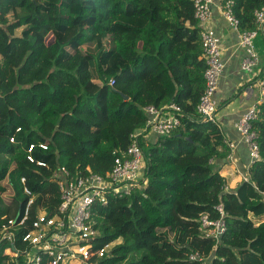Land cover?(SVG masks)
I'll return each instance as SVG.
<instances>
[{"label":"trees","instance_id":"obj_1","mask_svg":"<svg viewBox=\"0 0 264 264\" xmlns=\"http://www.w3.org/2000/svg\"><path fill=\"white\" fill-rule=\"evenodd\" d=\"M145 1L0 0V228L22 219L27 208L20 235L42 209L53 215L60 203L53 169L105 174L115 150L126 149L131 134L145 126L144 108L174 101L184 114L181 127L155 141L139 138L141 186L97 208L95 247L121 240L97 264H264V102L253 122L260 159L249 180L229 190L228 177L212 161L229 153L225 137L197 111L206 63L194 4L154 0L153 17L146 19ZM234 1L240 28L256 29L254 12L264 0ZM255 45L257 83L264 78V29ZM76 75L84 77L81 85L72 83ZM68 115L82 121L65 124ZM40 142L48 149L35 155L48 167L27 160L26 148ZM219 204L226 231L218 241L206 236L200 216L218 219ZM192 253L202 259L191 260ZM25 263L0 241V264Z\"/></svg>","mask_w":264,"mask_h":264},{"label":"built area","instance_id":"obj_2","mask_svg":"<svg viewBox=\"0 0 264 264\" xmlns=\"http://www.w3.org/2000/svg\"><path fill=\"white\" fill-rule=\"evenodd\" d=\"M195 8V17L201 30V42L203 58L206 63L204 72L205 88L197 111L207 122L219 124L218 104L216 93L219 81L224 71L222 61L221 38L213 27V6L215 0H191ZM234 0H223L220 8L230 25L239 35L240 44L247 51V56L242 61L245 71L256 72L260 66V55L255 45V39L260 29H264V6L255 10L257 28L242 30L240 20L234 11ZM1 16V5H0ZM116 79L110 80V85H115ZM260 87V99L253 104L239 119L236 126L243 136L251 157L252 164L260 159L258 134L253 127V122L258 118L264 102V78L258 81ZM147 114L145 126L131 134L132 140L126 149L115 150L113 167L105 174L94 172L87 167V172L80 176H73L70 170L63 165L53 169L52 177L57 182L60 191V203L57 211L49 215L42 209L33 220L28 232L19 234L18 229L24 224L26 214L20 220L17 217L9 219L0 228V241L6 240L11 244L13 258L23 254L25 264H97V260L112 255V245L115 242L106 243L101 247H95V238L100 235L94 215L99 206H106L112 197L129 195L141 186L145 179V155L139 138L148 137L152 132L158 137L171 135L182 125L183 111L180 105L171 101L164 106L148 105L144 108ZM14 137L11 138L13 142ZM224 143L228 145L227 158L233 160L237 144L229 139ZM47 150L46 142L30 143L26 148L27 160L42 167H48V163L36 157L35 151ZM23 182L25 178L22 179ZM249 178H245L248 181ZM25 191L31 193L28 188ZM33 202L31 198L28 206ZM220 212L218 219H212L208 213L200 216L201 228L208 237H220L226 231L225 211L223 204L216 207ZM25 243V248L20 249L18 242ZM191 260H201L199 253L190 254Z\"/></svg>","mask_w":264,"mask_h":264},{"label":"crops","instance_id":"obj_3","mask_svg":"<svg viewBox=\"0 0 264 264\" xmlns=\"http://www.w3.org/2000/svg\"><path fill=\"white\" fill-rule=\"evenodd\" d=\"M222 1L215 0L213 6V27L221 38L224 63V71L216 93L218 121L224 140L234 141L237 147L232 161L227 156H217L212 161L216 170H220L222 175L228 177L227 188L235 190L245 181V178H249L252 166L248 146L236 124L242 115L260 99L258 82H253L260 69L256 68V72H249L242 68V61L247 56V51L240 44L238 33L224 16L220 8ZM154 136L158 138V135L153 132L149 134L148 141H155ZM226 146L228 148V145ZM220 149L223 152V148Z\"/></svg>","mask_w":264,"mask_h":264},{"label":"rangeland","instance_id":"obj_4","mask_svg":"<svg viewBox=\"0 0 264 264\" xmlns=\"http://www.w3.org/2000/svg\"><path fill=\"white\" fill-rule=\"evenodd\" d=\"M144 8L146 9V11H145V16H143V15H141L142 17H144V18H146V19H149V18H151V17H153L152 15H153V13L155 12V9H156V7H157V5H156V2L154 1V0H146L145 2H144ZM143 22H145V21H143ZM18 32H20V29L19 30H17ZM81 75H76V78H74V80L72 81V83L73 84H76V85H81L82 83H83V81H84V77H80ZM78 79V80H77ZM77 81H79V84H78V82ZM80 121H82V118H81V115L80 116H75V117H73L72 115H68V116H66L63 120H62V122L63 123H65V124H70V123H72V122H80ZM154 138L155 139H157V136H154ZM213 169H215L216 170V166L215 165H213ZM251 216L252 217H254V215L253 214H251ZM263 218H264V215H263ZM121 242V240H118V241H116L115 243H120ZM114 245V244H113ZM112 245V246H113ZM208 264H210L211 262H210V260H208V262H207ZM74 264H76V263H74Z\"/></svg>","mask_w":264,"mask_h":264},{"label":"water","instance_id":"obj_5","mask_svg":"<svg viewBox=\"0 0 264 264\" xmlns=\"http://www.w3.org/2000/svg\"><path fill=\"white\" fill-rule=\"evenodd\" d=\"M124 99H125V100H129V96H128V95H125V96H124ZM189 139H190V137H189ZM17 216H18V215H17Z\"/></svg>","mask_w":264,"mask_h":264}]
</instances>
